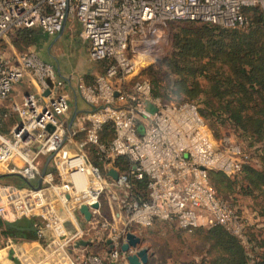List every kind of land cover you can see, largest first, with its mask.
Returning a JSON list of instances; mask_svg holds the SVG:
<instances>
[{"label":"built area","instance_id":"2783aa9c","mask_svg":"<svg viewBox=\"0 0 264 264\" xmlns=\"http://www.w3.org/2000/svg\"><path fill=\"white\" fill-rule=\"evenodd\" d=\"M251 8L264 21V0H0V40L21 29L56 34L75 20L89 58L103 65L91 83L74 88L90 108L84 138L74 141L68 81L34 51L13 58L0 51V102L26 74L38 90L12 104L18 121L0 133V174L26 184L0 181V224L32 222L42 263L71 246L82 264L127 261L137 248L121 250L126 235L156 221L185 231L218 225L241 237L242 217L218 196L209 173L239 174L251 161L249 150L230 137L216 139L197 102L155 96L140 66L154 58L170 22L243 29ZM106 129L110 137L102 141ZM144 178V190H136ZM82 204L91 212L84 224ZM100 242L104 254L89 250Z\"/></svg>","mask_w":264,"mask_h":264},{"label":"rangeland","instance_id":"374dc122","mask_svg":"<svg viewBox=\"0 0 264 264\" xmlns=\"http://www.w3.org/2000/svg\"><path fill=\"white\" fill-rule=\"evenodd\" d=\"M260 15L261 13H259L257 8L247 9L246 16L249 25L246 28L238 30L242 33H248L250 30L258 28V19L262 22ZM72 22L76 24L75 20H72ZM262 23L263 27H260L259 31L256 30L255 32L264 42V22ZM186 24L187 22L185 20L173 21L168 24L167 28L164 30L163 41H160V44L153 47L152 54L154 58L140 71V76L142 78L155 81V90L164 95L165 99H162L166 102L179 101L174 96L173 87L171 86V81L178 79L179 75L170 72L164 64L166 58L172 56V53L176 50L173 45L175 34ZM194 24L201 25V22ZM213 32L216 34L218 30L214 29ZM32 34L34 42L42 43L45 40L51 41L48 37L39 33L37 28L19 30L10 35L8 34L7 37L16 50L22 52L31 50L37 53V48L34 49L32 47ZM76 37L77 34H73L72 36H65L63 38L64 51L63 53L61 52L60 55H56L52 51H47L46 53L45 50H39L38 56L41 59L48 58L54 65H60V69L62 68L67 71L75 72L78 57L87 46L85 45L86 43L84 44L83 41ZM71 44H73V46ZM63 60L64 63L61 65ZM83 61L84 63L86 62V66L90 68L89 71H97V73H99L103 69L101 63L89 62L85 58V55H83L82 62ZM207 61L208 58L206 57L202 59V62ZM214 64V67L210 69L212 72L217 70L218 67H221V65H223L222 68L228 67V64L224 62L221 64L219 61H214ZM199 80L202 81V79ZM201 88L204 89V87ZM184 96L185 95H181L180 97L185 98L186 96ZM196 100L197 99H195V102L198 103L199 107L205 111L206 106L202 105V99ZM206 111L210 112V110ZM224 118L225 117L222 116V119ZM0 121L3 122L2 124L0 123V133H7L10 126L9 117L7 116L6 120L1 119ZM208 122L209 121H207V124ZM220 123L221 124L212 125L214 127L213 130L218 131L216 134L209 128L213 136L216 139L230 137L231 140L237 141L248 149L251 154V161L248 167L254 170V172L248 175L243 169L239 174L233 177H227L224 174H220V176L217 177L218 172L213 171L210 176L211 182L218 196L228 200L240 213L242 217L243 234L241 237H238V239L244 249L246 264H256L258 260L264 258V139L258 141L251 135L252 133L242 130L229 121ZM5 179L7 183L18 187L26 186L25 182L17 176L8 175ZM33 183H36V181H33ZM103 198L105 199V197ZM105 211L106 209L104 208V214H106ZM6 227V225L0 224V248L4 246L3 241L6 235L14 233L11 229L6 230ZM210 230L212 229L197 228L192 231H185L179 229L173 223L156 221L152 226L134 229L133 234L140 239L137 249L146 248L148 250L147 264H213V261L220 259L221 255L219 254L220 248L216 245L215 237L210 233ZM28 238L32 237L29 235ZM101 245V242L100 246L99 244L94 245L91 252L101 254V249H103ZM10 253L13 254V251ZM69 255L75 262L78 255L74 252L71 254L69 253Z\"/></svg>","mask_w":264,"mask_h":264},{"label":"trees","instance_id":"16d2710c","mask_svg":"<svg viewBox=\"0 0 264 264\" xmlns=\"http://www.w3.org/2000/svg\"><path fill=\"white\" fill-rule=\"evenodd\" d=\"M186 22L175 34L173 45L176 50L166 58L164 64L170 72L179 75L178 79L171 81L173 94L179 100L177 102L202 99V105L210 112L203 111L200 107L199 112L209 121L211 130L214 128L212 125L229 121L252 133L258 141L263 140L264 42L255 32L263 27V19L262 22L258 19V28H252L248 33H242L238 29H223L201 21ZM197 22H201V25L194 24ZM214 29L218 30L216 34ZM204 57L208 58L207 62H202ZM214 61L221 64L224 62L228 67L222 68L221 65L212 72L210 69L214 67ZM149 81L154 95L165 99L164 95L155 90V81ZM181 95L186 97L181 98ZM222 116L225 118L222 119ZM213 131L218 133L217 130ZM248 165L245 164L243 169L249 175L254 170ZM220 174L223 173L218 172L217 177ZM145 182V178L135 181L136 190L143 191ZM208 229H212L210 233L220 248L221 258L213 261V264H246L244 249L238 237L228 233L222 226ZM25 234L35 239L34 232L25 231ZM256 264H264V258Z\"/></svg>","mask_w":264,"mask_h":264},{"label":"crops","instance_id":"0c3cea01","mask_svg":"<svg viewBox=\"0 0 264 264\" xmlns=\"http://www.w3.org/2000/svg\"><path fill=\"white\" fill-rule=\"evenodd\" d=\"M37 30L39 33L43 34L44 36L48 37L49 40H51L50 42L48 40H45L42 43L33 42L32 47L34 49L37 48L38 50L36 51L37 54L39 53V50H43V51L45 50L46 53L47 51H50V52L52 51L56 55H60L61 52L63 53L64 51L63 50V44H64L63 38L65 36H72L73 34H77V37L81 41H83L84 44L86 43L85 45H87L83 53L81 52L82 54L78 57L76 67H75V72L67 71L66 69H62V68L60 69V65L58 64L54 65L53 62L48 60V58L42 59L45 62H48L54 65L58 73V76L68 81L67 88H68V91L70 92L69 113H68L70 118L68 119L69 120L68 122L72 124L71 130H72L73 140L80 141L84 138V129L89 124L87 117H88V112L90 108L80 98V96L77 94L74 88L76 87V84L79 81H83L87 84L91 83L93 81L94 76L97 74V71H94V72L89 71L90 68L86 66L85 64L86 62L85 63L84 61L82 62L83 55H85V58L87 59V61L93 62L88 56V43L87 41L82 40L79 35V30H80L79 24L77 22L76 24H74L72 20H69V19L65 22L62 31L59 33L47 34V33H43L39 29ZM17 31L19 30L9 32L8 34L10 35L13 32H17ZM8 34L0 40V51L3 53L5 57L13 58L16 55H19L20 53H23V52L18 51L14 48V46L11 44V42L9 41L7 37ZM32 40H33V34H32ZM71 45L73 46V44ZM63 63H64V60L63 62H61V65ZM93 63H96V62H93ZM37 92L38 90H37V85H36L35 80L30 75L26 74L18 83L13 85L10 97L5 101L0 102V120L1 119L6 120L7 116L9 117L10 126H9L7 133L13 129V127L18 121V117L16 113L12 110V104L14 102H18L21 96L25 93L36 94ZM0 123L2 124L3 122L0 121ZM109 137H110V134L108 133L107 130H103L101 132L102 141L108 140ZM8 175L9 176L14 175V176L19 177L16 174H0V181L6 182L5 177ZM27 224H29V222L25 220V226L22 227L24 229L16 230L17 232L6 235L3 241L4 246L0 248V264H74L75 262H76L75 264H82L77 259L74 262L72 258L70 257L69 253L70 254L73 252L75 253V249L73 248V246L66 247L65 249L61 250L54 257V259H51L50 261L46 263H42L40 261L43 255L42 243L36 241V238L35 239L28 238V235L25 234V231L29 233L32 230L27 229L28 228ZM8 229H11V228H7L6 230ZM93 246L94 245L88 246L90 251L92 250V248H94ZM11 251H13V254L10 253ZM101 254H104L103 249H101ZM117 264H128V262L126 261L124 256H121Z\"/></svg>","mask_w":264,"mask_h":264},{"label":"water","instance_id":"95a60500","mask_svg":"<svg viewBox=\"0 0 264 264\" xmlns=\"http://www.w3.org/2000/svg\"><path fill=\"white\" fill-rule=\"evenodd\" d=\"M47 93V92H46ZM108 175L112 176L113 178L117 177V172L113 169H110L108 171ZM38 183H40V180H38ZM92 208H98V203H93L91 205ZM79 212L81 213L83 220L81 221L82 224H84L85 221H89L91 217V212L87 205L82 204L78 208ZM7 228L15 229V230H22L23 226H25V220H19L13 223H7ZM29 230L34 231V225L32 222H29L27 224ZM126 242L121 245V250L123 252H127L129 248H137V245L140 243V239L135 236L134 234H127L126 235ZM77 244L79 245H87V241L80 240ZM127 262L128 264H147L148 262V250L146 248H139L137 249L133 254L127 255Z\"/></svg>","mask_w":264,"mask_h":264},{"label":"bare ground","instance_id":"6f19581e","mask_svg":"<svg viewBox=\"0 0 264 264\" xmlns=\"http://www.w3.org/2000/svg\"><path fill=\"white\" fill-rule=\"evenodd\" d=\"M140 68H143V66H140Z\"/></svg>","mask_w":264,"mask_h":264}]
</instances>
